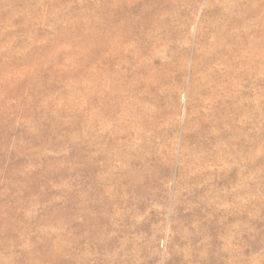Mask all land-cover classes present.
<instances>
[{
  "label": "rangeland",
  "instance_id": "374dc122",
  "mask_svg": "<svg viewBox=\"0 0 264 264\" xmlns=\"http://www.w3.org/2000/svg\"><path fill=\"white\" fill-rule=\"evenodd\" d=\"M0 264H264V0H0Z\"/></svg>",
  "mask_w": 264,
  "mask_h": 264
}]
</instances>
